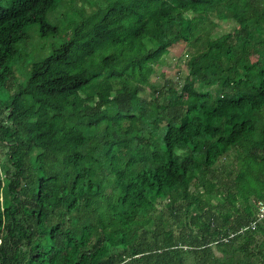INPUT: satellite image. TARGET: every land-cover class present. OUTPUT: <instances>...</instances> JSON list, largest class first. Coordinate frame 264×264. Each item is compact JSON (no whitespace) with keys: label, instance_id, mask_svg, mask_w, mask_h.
I'll use <instances>...</instances> for the list:
<instances>
[{"label":"trees","instance_id":"obj_1","mask_svg":"<svg viewBox=\"0 0 264 264\" xmlns=\"http://www.w3.org/2000/svg\"><path fill=\"white\" fill-rule=\"evenodd\" d=\"M263 51L264 0H0V264H264Z\"/></svg>","mask_w":264,"mask_h":264},{"label":"rangeland","instance_id":"obj_2","mask_svg":"<svg viewBox=\"0 0 264 264\" xmlns=\"http://www.w3.org/2000/svg\"><path fill=\"white\" fill-rule=\"evenodd\" d=\"M85 1L90 2V0H88V1L85 0ZM79 3H80V1H79ZM56 12H54L50 15L49 20L53 21L55 18H59L60 19L59 21H61L62 23H67V18H65V17H67V14H64L63 9L59 8L56 10ZM81 13L84 17H87V16L91 15L92 10L83 9V10H81ZM71 15L72 14H70L69 17L73 18V17H71ZM217 16H218V26H219L218 30H217L218 32L226 33V32H229L232 29H235L237 27L236 23L233 20H231V18L223 10L218 9ZM29 34H30V40L27 42V44H28L30 51H32V50L39 51L40 44H42V46H43V44H46L47 41H42L39 38L38 26H30L29 27ZM49 49H50V46L48 45L47 51H49ZM30 51L27 50L26 53L22 54V57L27 55V57L32 58V54L30 53ZM184 51H185V46L183 43L174 45L171 48H169L168 58H167V62H166V66L168 67V69H167L166 73L170 77H175L178 72L180 73L181 78H183L186 75V73H187L186 72V58L183 55ZM43 53H44V55L46 54V52H43ZM261 54L263 55L264 51ZM28 61L29 60L27 59V61L20 62V65L23 68H26L27 70H28V68L26 67V65L31 64V63H27ZM22 67L19 66L18 68H16V75H17V77L19 76L18 81L20 83H24L27 79V76H28V72H27V74L23 73L24 69ZM156 67L158 69V73L161 72V70H160L161 67L160 66H156ZM97 97L100 99H103V100L106 98L105 94H100ZM162 132H163V129L161 128L160 129V135Z\"/></svg>","mask_w":264,"mask_h":264},{"label":"built area","instance_id":"obj_3","mask_svg":"<svg viewBox=\"0 0 264 264\" xmlns=\"http://www.w3.org/2000/svg\"><path fill=\"white\" fill-rule=\"evenodd\" d=\"M257 209V218L256 220L249 226L254 229L256 224L264 220V205L261 202H257L255 205Z\"/></svg>","mask_w":264,"mask_h":264}]
</instances>
